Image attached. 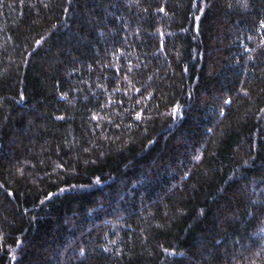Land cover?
Returning <instances> with one entry per match:
<instances>
[{
    "label": "trees",
    "instance_id": "obj_1",
    "mask_svg": "<svg viewBox=\"0 0 264 264\" xmlns=\"http://www.w3.org/2000/svg\"><path fill=\"white\" fill-rule=\"evenodd\" d=\"M0 264H264V0H0Z\"/></svg>",
    "mask_w": 264,
    "mask_h": 264
}]
</instances>
